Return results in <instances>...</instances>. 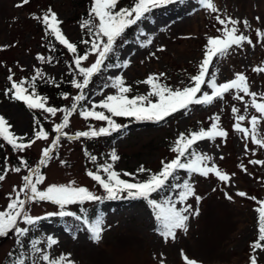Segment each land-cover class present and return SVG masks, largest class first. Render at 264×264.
Returning a JSON list of instances; mask_svg holds the SVG:
<instances>
[{
	"label": "rangeland",
	"instance_id": "obj_1",
	"mask_svg": "<svg viewBox=\"0 0 264 264\" xmlns=\"http://www.w3.org/2000/svg\"><path fill=\"white\" fill-rule=\"evenodd\" d=\"M128 2L131 1L120 0L119 6H130L127 5ZM213 2L217 12L201 7L199 0H183V3L154 10L153 20L147 23V32L142 38L144 41L150 37L152 43L146 47H141V43L131 44L119 50L121 63L129 60L130 64L127 68H111L110 75H122L126 84L132 86L130 95H143L150 91L148 85L137 83L150 74L165 73L160 78L161 81L174 89L188 85L190 76L197 74L199 70L207 39L221 35L217 29L224 26L216 20L219 15L226 20L228 17L240 21L247 19L251 28H244L242 23L237 27L256 46L247 43L233 46L227 55L214 59L209 73L214 72L217 82L223 83L234 78L235 73L243 72L248 77L250 90L264 93V73L252 71L255 66H264V41L257 42L255 31L257 28L264 30V0ZM18 3L20 0H0V115L8 120L12 125L11 130L17 136H24L27 141L37 130L33 115V111H37L41 114L43 128L49 135L46 140H36L22 152L14 151L0 138V145H3L0 147V174L3 173L5 157L7 164L12 167L21 166L20 158L23 157L34 168L41 159L42 150L49 147L58 135L54 131V125L61 123L63 118L62 112L53 117L39 109L32 111L23 102L5 95V90L11 86L7 79L9 69L17 81L31 76L37 69L44 74L43 78L48 75L62 79L67 74L69 63H46L37 59L38 54L46 56L48 47L46 48L47 43L43 37L44 24L34 19L33 14L42 15L50 7L63 22L61 27L65 35L78 44L83 39L79 14L92 4V0H29L23 7H17ZM256 17H260V20L257 21ZM227 26L231 27L230 24ZM5 45L7 47H2ZM120 45L121 41L118 42V47ZM160 48L163 50H158ZM62 49L65 55L66 47L62 45ZM67 53L65 56L71 59ZM95 58L94 54L90 55L82 66H90ZM72 74L75 76L76 73L73 71L70 76ZM77 80L82 81L81 77ZM67 90V98L58 96L53 84L45 87L42 92L47 95L48 106L70 108L73 98L80 90L72 84ZM204 90L211 91L206 86ZM115 91L111 87L104 88V85L100 88L88 86L83 90L86 99L77 103V111L71 115L69 125L63 129L67 135L60 137L48 163L42 168L40 165V171L46 179L38 187L44 189L51 184H69L74 181L75 186H85L94 194L105 197V191L87 175L88 171L99 170L102 176H106L99 166L111 163L113 169L122 174L123 179L132 182L146 179L147 173L136 171L141 165L153 173L158 172L162 168V161L167 162L175 157L176 153L172 148L180 133L198 131L201 127L208 129L213 122L211 118L216 115L220 117V127L227 130V137L199 141L194 147L198 152L212 157L209 164L214 163L229 175H235L226 184L214 174L203 177L196 173L189 176L186 171L181 173L180 181L177 182L190 179L196 193L203 199L199 205L194 198L187 201L193 208L199 207L200 213L198 216H190L187 232L178 230L175 240H165L161 235L159 222L147 201L142 198H127L126 193L121 194L122 198L119 199H102L66 207L65 210L77 214L81 209L91 213L100 207L101 211L93 216V219L102 216L105 222L102 238L98 242L91 238L85 224L82 226L78 222L73 223L69 229L62 221L68 217L46 216L47 213L58 212V205L47 201L29 202L27 208L31 215L45 217L34 226L40 232L38 240L41 243L38 247L50 252L53 257L60 253H71L75 264H160L162 259L165 264H184L181 250L201 264H249L250 244L258 233V214L254 211L258 205L248 197L264 199V165L250 164L249 160H264V148L254 145L250 139L245 140L241 133L233 129L235 115L231 109L233 106L239 108L238 114L245 115L249 120L252 115H259L251 107L245 111V102L250 98L245 96V101L234 99L236 93L233 91L226 93L222 99H214L210 104L191 105L189 109L180 110L160 122L112 117L117 120L116 123L126 127L109 135L76 137L77 132L107 126L106 121H98L92 117L85 119L79 112L86 107L90 109L94 103L98 104L106 95ZM96 110L110 115L102 108L97 107ZM244 124L249 126L247 120ZM259 131L264 133V123H261ZM113 149L120 157L115 162L110 159ZM92 157L96 159L93 160ZM241 164L247 168V172L241 169ZM123 173L135 175L126 176ZM27 174L28 169L22 167L19 173L9 171L6 179L0 182V210L6 208L8 194L13 192V186H21L22 177ZM176 191L174 189L173 199ZM237 191H244L248 196L240 197L236 195ZM225 192L232 195L231 201L226 199ZM153 198L160 199V192L153 194ZM84 214L82 213L83 216ZM21 226L26 225L21 223ZM15 236L14 233L1 239L0 264H12L13 259L18 256L13 253ZM47 236L56 238L58 244L47 249ZM25 255L32 257V248ZM26 264H32L31 259L26 260ZM259 264H264V256H260Z\"/></svg>",
	"mask_w": 264,
	"mask_h": 264
},
{
	"label": "snow or ice",
	"instance_id": "obj_2",
	"mask_svg": "<svg viewBox=\"0 0 264 264\" xmlns=\"http://www.w3.org/2000/svg\"><path fill=\"white\" fill-rule=\"evenodd\" d=\"M183 3V0H133L130 6L120 7V0H92L89 9L88 18L84 19L80 27L86 29L90 39H83L80 42L89 45L87 51L83 54H78V45L65 35L61 25L62 21L58 15L50 7L42 13V15L33 14V18L40 20L45 31L54 37L59 44L66 47L69 53L73 54L75 68L78 69L82 76V81L73 78L71 84L78 90L80 94L73 98L71 107L56 108L48 106V98L41 96L36 92L35 81L37 78L43 79L44 74L37 69L34 76L31 77V83L27 78H22L17 81L13 78L14 73L9 69L8 81L11 82V87L5 90V95H10L11 99L23 102L27 108L32 110H42L51 116H56L58 112L63 113L61 123L54 125V131L58 134L49 147L42 150V155L39 163L33 168L30 167L23 157L20 158V165L12 167L7 164L5 157V165L3 173L0 174V182L4 181L9 171L16 173L21 172V168L28 169V174L22 177V185L13 186V192L9 193V202L3 210H0V237H5L9 233L16 234V242L23 247V238H25L31 228L36 226L45 217L33 216L30 214L27 205L29 202L47 201L59 206V211L56 213H47L46 216L58 215L60 217H75L81 220L91 234V238L99 241L104 232V218L97 216L90 220L87 216H80L76 212L65 210L67 206L74 204H83L85 202H95L102 199H119L121 194L126 193L127 198L139 199L147 201V204L152 208L156 220L160 225V233L165 240H175L178 230L187 232L188 221L190 216H198L200 213L199 207L193 208L192 204L187 203L190 198H194L197 205L203 199L196 193L195 186L190 179H183L182 182L170 183V181H180L178 172L185 170L189 176L193 173L209 177L214 174L219 181L229 183L235 173L229 175L221 170L216 164H209L212 157L206 153H201L196 150L194 145L199 141L206 139L214 140L217 137L226 138L227 130L219 125L220 117L216 115L212 117V123L208 129L201 127L198 131L189 133H180L175 142L172 151L176 153L175 157L170 161H162V168L158 172H151L150 169L141 165L136 171L137 173H147V178L132 182L128 179H123L122 174L113 169L111 163H105L99 166L106 176H102L100 171H88L87 175L96 181L106 193L105 197L98 196L90 191L85 186H75V182L69 184H51L42 189L38 187L43 184L46 177L40 171V165H46L51 158L53 149L59 144L60 137L67 135L63 129L70 123L71 115L77 111V103L86 99L83 90L89 85L92 78L101 73L105 67L107 68H127L130 64L129 60H124L122 63H106L112 55L117 51L118 42L121 41L126 31L134 25H137L141 20L153 13L154 10L163 8L175 3ZM29 0H20L17 7H23L28 4ZM201 7L210 9L212 12H217L218 9L213 0H199ZM216 20L223 28H218L217 31L221 35L210 36L207 39L203 59L199 64L197 74L190 76V83L182 88H172L163 83L161 77L165 73L150 74L145 80L137 81L138 84L143 83L150 87L147 94L130 95L133 91L132 86L126 84L122 75L108 77L110 83H105L104 88H113L115 93L106 95L98 104L94 103L92 107L84 108L79 112V115L85 119L92 117L98 121H106V127H100L98 130L90 129L88 131H80L75 134L76 137H97L100 135H109L111 132L122 130L125 125L116 123L112 117H130L137 121H154L160 122L167 117L173 115L180 110H187L194 104H210L217 98H223L226 93L235 92L234 99L245 101V96L250 98L245 102V111L249 107L255 109L259 115H252L250 120L245 115L238 114L240 109L233 106L231 111L235 115V123L233 129L241 133L245 140L250 139L254 145L264 148V133L259 131L261 123H264V93H256L250 90L248 77L243 72L235 73L234 78L223 83H218L216 74L209 73L210 67L213 65L215 58L224 57L228 54L233 46H243L245 43L255 47L253 40L245 35L237 27L242 23L244 28H251L247 19L240 21L228 17L227 20L216 16ZM259 21L260 17H256ZM230 24L231 27L227 25ZM257 42L264 41V30L257 28ZM152 43L149 37L141 42V47H146ZM7 47V45L2 46ZM160 51L163 48L158 49ZM94 54L95 61L90 66H82L83 61H87L89 56ZM155 55V53H151ZM37 59L42 62L51 63L52 57H45L38 54ZM256 73H264V66H255L252 69ZM27 85V86H26ZM205 86L211 91H205ZM243 93V95H241ZM64 98L68 97L67 93L62 94ZM153 98H156L155 100ZM102 108L110 115H106L105 111H97L96 108ZM47 119V117H45ZM247 120L249 126H245ZM35 125L39 130L34 131V136L29 137L25 141L24 136H17L12 131V125L8 120L0 115V138L8 145H11L14 151H24L30 148L38 139H47L46 132L39 120H35ZM26 135V134H25ZM71 138V137H69ZM3 147V145H0ZM245 151H248V145L245 144ZM253 154H255L253 152ZM93 160L96 157H92ZM111 161L115 162L120 159L115 149L112 150ZM223 159V157H221ZM63 163V162H62ZM250 164L264 165V160H249ZM241 169L247 172V168L241 164ZM126 176H134V173H123ZM171 187L177 190L175 199L171 195L156 199L153 194L159 193L164 189ZM216 189H213L215 191ZM225 197L232 200L233 197L228 192H225ZM236 195L247 197L248 194L244 191H237ZM256 201L257 207L254 211L258 214L257 217V239L251 242V254L249 264H259L260 256H264V199H257L255 196L248 197ZM181 205L178 207L177 205ZM23 223L26 226H21ZM41 243L36 239L31 241L32 257H27L23 251L16 256L12 264H26V260L31 259L32 264H75L71 258V253H60L53 257L50 252L38 247ZM58 244V240L52 236L46 237V248L51 249ZM10 255H12L10 253ZM181 257L184 264H201L194 258H189L187 254L181 250ZM160 264H165L164 260Z\"/></svg>",
	"mask_w": 264,
	"mask_h": 264
},
{
	"label": "trees",
	"instance_id": "obj_3",
	"mask_svg": "<svg viewBox=\"0 0 264 264\" xmlns=\"http://www.w3.org/2000/svg\"><path fill=\"white\" fill-rule=\"evenodd\" d=\"M130 1L131 2H128L127 5H131L133 3V0H130ZM90 6L91 5L86 6L85 10L79 14V17H80L79 23L80 24L84 19L88 18ZM124 6H126V5H124ZM152 20H153V14L151 13L145 19L141 20L137 25H134L131 28H129L126 31L124 38L121 40V45L117 48L116 53L114 55H112L110 57V59L108 61H106V63H113V64L121 63L119 50H123V48H125L131 44H140L142 42L143 35L147 32V23L149 21H152ZM82 30H83V32H82L83 33V39H90V37L87 33V30L86 29H82ZM43 32H44L43 37L47 43L46 48L48 47V51L46 52L45 57L51 56L53 58L52 59L53 63L61 62V63H69L70 65H69V68L67 70V74L64 77H62V79H59L55 76H48V75L43 79L38 77L37 80L35 81L36 92L39 93L41 96H47L42 91L45 87L53 84L56 86V94L58 96H63L62 95L63 93H68L67 89H68V87L71 86V80L73 78L77 79L78 77H81V80H82V76L79 74L78 69L75 68V64L73 62L74 61L73 54L69 53L66 49V51L68 53L65 52V55L67 53L71 57V59H68L67 56L64 55L62 45L59 44V42L56 41L53 36H51L49 33H47L45 31V26L43 28ZM77 45H78V54H83L89 48L88 47L89 45H85L81 42H79ZM110 69L111 68L105 67L101 73L95 75L92 78V80L90 81L88 86L90 88H100L105 83L110 82L107 79L108 77L111 76L110 75ZM72 70L76 73L75 76H73V74H72V76H70V73L73 72ZM34 75H35V73L31 74V76L27 77V80L29 83H31V77ZM10 87L11 86H9L8 88H10ZM78 94H80V91ZM8 98L11 99L10 95L8 96ZM155 99L156 98H154V100ZM29 110H32V109H29ZM33 115H34V122H35V120H39L40 124L43 126L44 124H43V118H42L41 114L37 111H33ZM113 120L117 121L116 119H113ZM35 127H37V130H39L38 126L35 125ZM44 130L46 131V129H44ZM1 140L4 141L3 139H1ZM10 147L12 148L11 145H10ZM42 167H43V165L41 166V168ZM184 171L185 170H180L178 172V175L181 176L182 175L181 173H183ZM170 183H177V181H170ZM173 193H174V189H172L171 187H168V188H166L160 192V199L165 198L169 195L172 196ZM100 211H101L100 207L96 208L93 212L91 211V213H87L85 209H81V211L78 212V215L83 216L82 213H85L84 216L89 217V219L91 220V219H93V216L96 213H99ZM62 221L64 222L65 227H67L69 229L72 228L73 223L75 224L78 222L80 225H82V226L84 225V223L81 220H77V219H75V217H68L66 219L64 218V219H62ZM85 227L87 228L86 225H85ZM10 234L12 236V235H14V232L9 233L8 235H10ZM257 235H258V233H257ZM257 235H256V239H257ZM5 237H0V241H1V239H4ZM39 237H40V232L36 231L34 229V227H32L29 234L25 238H23V247H21V245L16 242L17 238L15 236V242L13 245V253L15 255H19L21 251H23L24 253L29 252L30 249L32 248L31 241L39 239Z\"/></svg>",
	"mask_w": 264,
	"mask_h": 264
}]
</instances>
